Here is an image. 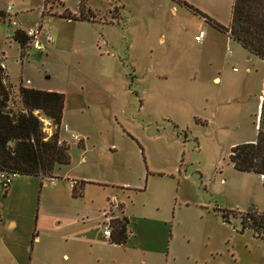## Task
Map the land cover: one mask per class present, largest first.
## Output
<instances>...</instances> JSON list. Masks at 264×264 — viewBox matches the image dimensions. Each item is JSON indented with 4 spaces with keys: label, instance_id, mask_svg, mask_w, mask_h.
Here are the masks:
<instances>
[{
    "label": "rangeland",
    "instance_id": "374dc122",
    "mask_svg": "<svg viewBox=\"0 0 264 264\" xmlns=\"http://www.w3.org/2000/svg\"><path fill=\"white\" fill-rule=\"evenodd\" d=\"M183 1L227 27L232 0H0L10 98L18 103L26 79L62 92L58 137L69 154L53 182L16 174L8 203L0 188V217L16 221L5 227L12 236L0 229V251L13 240L30 264L73 261L70 235L91 224L76 217L108 208L115 195L132 221L163 219L166 244L151 254L129 243L104 249L113 264H264V241L238 219L264 212V186L228 158L255 135L264 61ZM39 22L51 28L49 42L40 33L41 49L21 51L13 30ZM71 179L89 182L73 195ZM223 209H234L227 220Z\"/></svg>",
    "mask_w": 264,
    "mask_h": 264
},
{
    "label": "trees",
    "instance_id": "16d2710c",
    "mask_svg": "<svg viewBox=\"0 0 264 264\" xmlns=\"http://www.w3.org/2000/svg\"><path fill=\"white\" fill-rule=\"evenodd\" d=\"M46 2L47 0H43L44 5ZM183 4L199 13L206 21L226 31L229 37L264 61V0H232L227 27L211 20L185 1ZM40 15L43 16L41 11ZM4 17L0 12V19ZM65 18L84 19L74 16ZM12 38L21 51L28 47L24 29L15 28ZM6 76L4 67L0 66V170L15 171L18 175L50 176L55 169L69 160L68 143L58 137L63 93L23 85L20 82L17 90L18 103L14 104L10 98V84L6 81ZM261 96L254 138L234 143L229 149L228 158L233 168L259 175L264 186V79ZM38 114L48 118L55 126L49 134L43 130ZM71 182L72 194H81L86 180L71 179ZM117 208L121 210L120 204ZM230 210L234 211L222 210L225 220L228 218L226 213ZM239 212L240 230L250 228L254 237L264 241V212L255 209ZM127 226L128 218L125 215L112 218L108 241L123 244L128 237Z\"/></svg>",
    "mask_w": 264,
    "mask_h": 264
},
{
    "label": "crops",
    "instance_id": "0c3cea01",
    "mask_svg": "<svg viewBox=\"0 0 264 264\" xmlns=\"http://www.w3.org/2000/svg\"><path fill=\"white\" fill-rule=\"evenodd\" d=\"M262 93V91H261ZM260 93L259 97V104L260 100L262 98ZM259 109V107H258ZM257 114L256 113V120H257ZM256 120L254 121V127L256 128ZM255 136V135H254ZM254 138V137H253ZM252 138V139H253ZM247 139V140H252ZM246 141V140H243ZM259 176V175H258ZM38 177V176H35ZM42 178L41 176H39ZM260 180L261 177L259 176ZM89 181H86L85 183H88ZM84 183V186H85ZM41 185V182H40ZM71 186V182H70ZM83 186V189H84ZM0 188L3 190L4 196H7V203L10 201V195L14 193L16 190V183L14 184L13 181H11L6 187L2 186L0 184ZM119 202V201H118ZM120 204V202H119ZM7 205V204H6ZM8 208V205L5 206L4 210ZM103 208L101 210L97 209L96 213H90V211L82 212L80 216L76 217L77 222L76 223H84L86 220H90L91 224L88 226L84 225L76 229L74 232L71 233V237L73 239V261H70L65 264H113V261L110 260V257L106 256L104 257V249H112L111 247H118L120 244L111 243L109 242L102 234V212ZM121 211V212H120ZM119 211L114 208L113 214L114 215H120L123 214L128 218V237L126 241L122 244L123 247H126L124 245H127L128 243L131 244L132 248L137 249V251H140L141 253L147 252L148 254L156 253L158 251H162L164 249V246L166 244V240L164 239L165 235L163 230L161 231L162 226L161 224L164 222L163 219L159 218H148L145 216H137L133 218L132 216L128 217V215L124 212V209L121 207V210ZM36 214L34 215L35 218ZM101 217V220L98 219ZM96 218V221L94 219ZM81 221V222H79ZM140 222V223H139ZM140 224V230L141 233L136 230V225ZM16 224V221H9L7 224L3 222V217H0V229H2L5 235L12 236L11 231H7L8 228H12ZM7 229H6V228ZM164 227V226H162ZM163 232V233H162ZM38 241V235L36 232L35 227H32V230L30 232V243L29 246L31 247L32 242ZM99 253V255L96 254ZM66 256V255H65ZM0 264H30L29 258L23 257V250L22 247L19 246L16 242L13 240L7 241L6 243L1 246L0 251ZM46 264H53L51 257L45 258Z\"/></svg>",
    "mask_w": 264,
    "mask_h": 264
},
{
    "label": "built area",
    "instance_id": "2783aa9c",
    "mask_svg": "<svg viewBox=\"0 0 264 264\" xmlns=\"http://www.w3.org/2000/svg\"><path fill=\"white\" fill-rule=\"evenodd\" d=\"M61 1L65 2L67 0H61ZM24 32H25V34L27 36L26 45L28 47L32 46V47L41 49L43 47V41H41L38 38V35L41 33L43 35L44 42H49L50 34H51V28L50 27L42 28L41 27V23L39 22V23H37V25L35 27H28L27 29H24ZM194 37H195V39L199 38L198 35H195ZM0 66L4 67V61H3L2 58H0ZM28 81L29 80L26 79L24 82L21 81V83L24 85V83L26 84V83H28ZM35 112H37V111L35 110ZM38 117L43 122L49 123V119L46 118L45 116H43L42 114H38ZM62 128L64 130H66L67 126L65 124H63ZM16 174L17 173L15 171H3V170H0V184L2 186L6 187L12 181L13 177ZM44 177H47L50 182H53L55 180V176L54 175L44 176ZM71 184H72V182H71ZM118 205H119V202L116 199L115 195H113V196L110 197V203H109L108 208L103 209L102 212H101V215H102V230H101V234L107 240H109V236H110V232H111V220H112V218L116 217V215L113 214V210H114V208H117Z\"/></svg>",
    "mask_w": 264,
    "mask_h": 264
}]
</instances>
